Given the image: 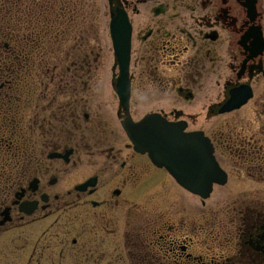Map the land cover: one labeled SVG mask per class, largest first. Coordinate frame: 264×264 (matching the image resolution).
Returning <instances> with one entry per match:
<instances>
[{"label":"flooded vegetation","instance_id":"1","mask_svg":"<svg viewBox=\"0 0 264 264\" xmlns=\"http://www.w3.org/2000/svg\"><path fill=\"white\" fill-rule=\"evenodd\" d=\"M93 7L0 0V264H264V0ZM123 13L126 108L113 45L103 78V47L88 38ZM39 50L65 52V74L31 98L11 69L40 63ZM235 94L246 102L221 112ZM196 101H207V129ZM151 114L208 137L228 175L208 203L135 151L122 122Z\"/></svg>","mask_w":264,"mask_h":264},{"label":"water","instance_id":"2","mask_svg":"<svg viewBox=\"0 0 264 264\" xmlns=\"http://www.w3.org/2000/svg\"><path fill=\"white\" fill-rule=\"evenodd\" d=\"M111 35L120 56L122 69L126 75L129 66L131 28L125 13L112 20ZM245 100L246 98H239L233 103V99L223 110L227 111L238 107ZM158 120L165 127H151L150 124ZM132 127L143 129L148 141L147 145L141 143L140 149L149 151L157 164L170 168L169 170L172 174L186 187L201 194L206 193L204 194L206 196L208 195L211 190V184L216 178L214 175H209L210 164L216 170L217 165L211 153L212 149L205 143V140L201 141L199 154L198 148L192 147L194 135L184 134L181 129H179V132L176 131L171 124L162 121L156 114L148 115L139 124H131L128 128ZM170 128L177 133L171 132ZM205 158L207 162L204 160Z\"/></svg>","mask_w":264,"mask_h":264},{"label":"rangeland","instance_id":"3","mask_svg":"<svg viewBox=\"0 0 264 264\" xmlns=\"http://www.w3.org/2000/svg\"><path fill=\"white\" fill-rule=\"evenodd\" d=\"M92 1H93V4L95 5V7L98 10H100L102 12L108 11V0H92ZM95 7H94V9H95ZM102 23H103V29H101L100 35L96 38L97 41L95 40L94 42H92V45L99 44L100 46L103 47V50L100 51L99 53L101 54L100 59L103 61V64L105 65V67L102 68L103 71L102 72L100 71V73H98V75H102V77L104 78L105 76H109L111 74L110 70H111V63H112L113 57H112V43H111V38H110V34H109V29H108V26L106 27L107 19L102 17ZM93 38H95V37H93ZM50 59H54L55 62L57 63V65L58 64L61 65L62 64V62H61L62 53H59L58 56H57L56 53H54L53 56L51 55ZM62 66H63V64H62ZM36 71H37V68L33 70V73L35 75H36ZM28 85H29L30 88L35 89L34 91H35L36 96L41 94L42 89L40 87V79L35 78V77L33 79L29 78ZM48 85H49V83H48ZM108 91H109L108 89H105V90H103L102 93L105 94ZM173 103H174L173 100H167L165 102V106H167V108H169V107H171V105ZM202 103H207V101H200V102L196 101L191 109L194 110L195 112L200 113L199 114V119L196 122V127L207 129L208 122H207V119H206L207 116L205 114L206 110L205 111L203 110ZM205 107H207V105ZM138 117H141V116H138ZM229 186L230 185H227L226 188H228ZM220 188H223V187H219L215 191L219 190ZM215 195H216V192H215ZM208 202L209 201H207V203Z\"/></svg>","mask_w":264,"mask_h":264},{"label":"trees","instance_id":"4","mask_svg":"<svg viewBox=\"0 0 264 264\" xmlns=\"http://www.w3.org/2000/svg\"><path fill=\"white\" fill-rule=\"evenodd\" d=\"M47 54H48L47 52H40V51H37V56H38V58H40L41 60H42L43 57L46 56ZM13 69H14V67H13ZM13 69H12V71H13ZM42 75H46V72L44 71V72L42 73Z\"/></svg>","mask_w":264,"mask_h":264}]
</instances>
